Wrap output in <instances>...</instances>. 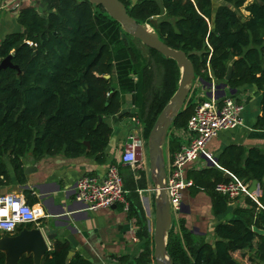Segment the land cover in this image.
Wrapping results in <instances>:
<instances>
[{
	"label": "trees",
	"instance_id": "trees-1",
	"mask_svg": "<svg viewBox=\"0 0 264 264\" xmlns=\"http://www.w3.org/2000/svg\"><path fill=\"white\" fill-rule=\"evenodd\" d=\"M42 1L48 13L34 6L22 8L18 22L25 32L10 33L0 42V62L10 55L12 64L0 68V186L10 180L8 164L17 182H25L20 157L28 151L35 157L85 153L102 161L112 132L105 119L121 110L126 93L145 117L142 134L146 139L178 86L176 62L146 47L162 69L161 83L152 88L146 109L151 70L137 46L140 41L88 0ZM120 1L137 22L150 24L164 43L186 53L195 77L208 78L209 68L213 77L223 79L231 61L228 85L256 86L262 113L255 126L264 129V0H219L214 27L213 0H137L132 5ZM242 7L248 12L243 22L238 16ZM124 37L130 38L129 44ZM196 105L186 103L171 129L184 128ZM168 143L173 155L178 144L170 138ZM218 164L220 168L187 172L193 180L191 194L205 191L216 215L228 207L227 197L214 190L216 182L229 180L221 168L245 182H262L264 150L228 145ZM259 202L262 208L248 198L245 207H236L234 218L216 225L214 245L201 241L194 247L191 261L169 236L166 248L172 264H238L233 253L245 249L253 250V257L264 263V235L252 230L253 226L264 228V193ZM128 209L129 215L139 220L135 204H129ZM29 225H21L17 231ZM255 238L258 243L253 249ZM69 249L67 242L54 241L41 264H94L79 252L68 258ZM150 254L144 248L135 263L152 264ZM4 263L0 251V264ZM17 264H33V260L23 256Z\"/></svg>",
	"mask_w": 264,
	"mask_h": 264
},
{
	"label": "crops",
	"instance_id": "crops-1",
	"mask_svg": "<svg viewBox=\"0 0 264 264\" xmlns=\"http://www.w3.org/2000/svg\"><path fill=\"white\" fill-rule=\"evenodd\" d=\"M136 1L127 0L129 5ZM27 6H34L39 12L48 13L46 9L43 10V6L46 7V4L42 0H0V42L10 33L24 31L23 26L18 22V16L19 11ZM239 11L238 16L245 20L248 17V12L243 7ZM137 46L146 60L147 67L151 70V79L145 93L147 109L149 104L147 99L152 85L155 84V71L160 66L145 45L140 42V45ZM231 64V61L227 62L228 68ZM206 76L208 78L196 76L193 80L189 91V96L193 98L192 101L197 104L211 98L220 100L224 96H232L244 104L243 125L220 131L218 135L211 138L205 145L204 151L212 156V160H208L202 154L197 161L187 167L186 174L189 169L200 170L214 166L220 168L218 158L228 145H240L245 149L256 147L264 150V129H258L255 126L262 113L261 94L256 86L243 84L231 87L228 85V80L213 77L209 68ZM122 108L130 110L119 116L116 121L111 116L105 119L112 132L103 150L102 161L85 153L78 156L56 153L35 157L31 151H28L20 157L25 182H17L12 168L8 164L10 180L7 184L0 186V194L15 192L22 195L34 207H40L44 213L41 222H53L55 219L63 222V227L56 229V237L49 241L50 249L54 241L67 242L71 247L70 242L63 235V231L67 230L78 241L74 253L79 252L86 259H91L90 261L94 264H136L135 259L144 248L151 251L150 258L154 264L153 227L156 194L153 190L154 186H152L149 171L147 173L143 168L144 158L139 157L134 168L121 162L124 148L128 143V136L132 134L141 138L140 128L143 137L145 117L141 116V112L131 104L130 94L123 95ZM182 131L183 128L170 129L168 136V140L170 138L177 142L178 149L186 142ZM167 149L166 166L169 165L173 156L170 154L169 143H167ZM110 164L118 165L123 186L128 191V207L131 203L135 204L140 215L139 220L130 216L129 209H124L120 204L88 210L82 201L76 199L78 179L84 174L102 178ZM221 170L224 175L228 173L225 177L237 178L228 170L224 168ZM238 179L248 185L247 193L236 198H227L226 211L217 215L212 209L211 198L205 191L191 194L190 187L183 190L181 207L180 210L172 214L167 238L170 236L180 244L187 260L193 259L194 247L201 241L214 245L218 238L215 232L216 225L234 218L233 210L236 207H245L247 198L262 208L259 197L264 193V180L262 182L256 180L255 188L251 191L250 186L253 180L245 182L242 178ZM258 229L264 230V228ZM257 243L258 239L255 238L253 249ZM252 252L253 250L248 251L247 249L236 251L233 253V257L238 264H264L258 258H254Z\"/></svg>",
	"mask_w": 264,
	"mask_h": 264
},
{
	"label": "built area",
	"instance_id": "built-area-1",
	"mask_svg": "<svg viewBox=\"0 0 264 264\" xmlns=\"http://www.w3.org/2000/svg\"><path fill=\"white\" fill-rule=\"evenodd\" d=\"M243 109L244 104L232 96L197 103L182 131L186 142L173 154L166 166L165 191L172 214L180 210L183 190L193 184V180L187 177V167L202 154L212 160V156L204 151L205 145L220 131L242 126ZM128 138L130 142L124 148L121 162L134 168L139 160L143 140L132 134ZM214 190L230 199L246 194L248 185L238 178H231L216 182ZM127 194L117 164H110L102 178L91 174L82 175L76 185V199L82 201L88 210L117 204L127 209ZM43 216L42 209L29 204L22 195L15 192L0 194V233L13 235L19 226L26 224L40 226Z\"/></svg>",
	"mask_w": 264,
	"mask_h": 264
},
{
	"label": "water",
	"instance_id": "water-1",
	"mask_svg": "<svg viewBox=\"0 0 264 264\" xmlns=\"http://www.w3.org/2000/svg\"><path fill=\"white\" fill-rule=\"evenodd\" d=\"M93 5L102 9L112 19L116 20L122 30L139 40L143 45L154 49L166 58H171L176 62L180 71L178 86L169 101L158 114L147 137V148L149 158V174L155 183L156 194L154 198V227H153V258L154 264H172V260L167 252V236L171 227L172 213L169 200L165 191L166 180V160L163 146L166 141L168 130L178 113L183 109L188 97L191 85L195 79L194 67L186 53L182 49L168 46L158 36V33L148 23L137 22L127 11L126 6L120 0H88ZM259 1V0H258ZM212 26L214 27L215 15L218 8V0L212 1ZM46 7L43 6V10ZM241 21H244L241 19ZM25 32V31H23ZM12 66L10 55L2 59L0 68ZM17 68L16 66H14ZM232 68L229 66L225 80L231 77ZM128 108H122L118 113L111 116L115 121L119 116L126 113ZM101 121L102 118L99 117ZM130 142V139H128ZM89 147V144L86 143ZM26 172V171H25ZM227 176L228 173H225ZM256 180L250 186L252 191L255 188ZM63 222L55 219L53 222H41L40 226H24L17 234L8 235L0 233V251L4 253V264H17L21 257H31L33 264H41L43 256L50 250L49 241L56 235V229L63 227ZM253 231L264 235V230L253 227ZM63 235L70 242V249L67 257L74 254L78 241L69 234L67 230ZM89 261L91 259H88Z\"/></svg>",
	"mask_w": 264,
	"mask_h": 264
},
{
	"label": "rangeland",
	"instance_id": "rangeland-1",
	"mask_svg": "<svg viewBox=\"0 0 264 264\" xmlns=\"http://www.w3.org/2000/svg\"><path fill=\"white\" fill-rule=\"evenodd\" d=\"M250 1H252V0H247L246 3H249ZM129 39H130L129 37H124V41H125L126 44H129ZM137 45H140V44L137 43ZM157 71H159V72L157 73ZM157 71H155V80H154L155 84L152 85V88H153V86L155 88H158L159 84L161 83V73H162L161 67H158ZM151 95H152V91L149 93V96H148L149 100L151 98ZM192 100H193V98H191L189 96V94H188V97H187V99L185 101V104L188 103V102H193ZM170 129H171V127H170ZM170 129L168 130L166 141H165L164 146H163L164 156L168 155L167 143H168V136H169ZM139 133H140L141 139L143 140V145L141 146V149L139 151V156L138 157L144 158V165H143L144 167L143 168L148 173V171H149L148 170L149 169V158H148L147 138L144 139V137H142L140 128H139ZM151 182H152V186H154L153 190L156 193L155 183L152 180H151Z\"/></svg>",
	"mask_w": 264,
	"mask_h": 264
},
{
	"label": "flooded vegetation",
	"instance_id": "flooded-vegetation-1",
	"mask_svg": "<svg viewBox=\"0 0 264 264\" xmlns=\"http://www.w3.org/2000/svg\"><path fill=\"white\" fill-rule=\"evenodd\" d=\"M29 226H34V224H30ZM20 231V230H19ZM19 231H16L14 234H17Z\"/></svg>",
	"mask_w": 264,
	"mask_h": 264
}]
</instances>
